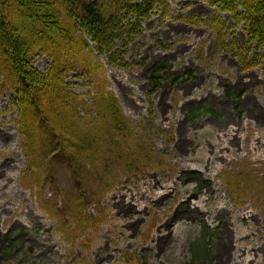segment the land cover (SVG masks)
Listing matches in <instances>:
<instances>
[{
  "label": "rangeland",
  "instance_id": "obj_1",
  "mask_svg": "<svg viewBox=\"0 0 264 264\" xmlns=\"http://www.w3.org/2000/svg\"><path fill=\"white\" fill-rule=\"evenodd\" d=\"M212 1L217 4L168 0V17L154 14L142 23L141 36L128 45L126 68L118 60L111 64L108 56L92 58L104 65L96 79L79 65L66 81L87 104L98 84L112 93L128 121L146 128L145 137L163 163L160 169L133 176L114 162L110 183L97 185L76 180L57 153L53 179L38 189L27 171L12 111L14 95L4 80L0 264H215L220 233L230 236L225 264H237L242 249L247 254L240 264H264L263 67L240 72L231 53H216L211 31L177 20L219 17L226 39L234 36L244 44L243 26L236 27L221 12L222 0ZM32 67L44 73L51 61L37 54ZM159 67L161 88L150 95L149 76ZM86 122L80 112L79 123ZM227 176L237 180L234 187ZM86 199V215L94 218L102 211L105 219L98 232L79 231L71 240L59 227L64 214L51 217L41 208L46 203L60 208L64 201L85 204ZM198 208L201 214L188 216ZM220 209V217H215ZM242 217L251 220L246 223ZM245 233L249 238L240 240ZM159 242L161 248L156 247ZM170 242V252L160 255Z\"/></svg>",
  "mask_w": 264,
  "mask_h": 264
},
{
  "label": "trees",
  "instance_id": "obj_2",
  "mask_svg": "<svg viewBox=\"0 0 264 264\" xmlns=\"http://www.w3.org/2000/svg\"><path fill=\"white\" fill-rule=\"evenodd\" d=\"M219 4L236 27L243 26L244 44L234 36L226 39L219 17L185 16L177 20L212 31L215 49L232 53L240 72L260 66L264 70V53H260L264 50V0H222ZM158 13L161 18L168 17V0H0V87L5 80L14 95L12 109L27 171L38 189L53 179L57 153L64 156L76 180L88 179L97 185L110 183L114 162L133 176L163 166L145 137L146 128L133 126L105 87L98 84L87 104L66 83L79 65L96 79L104 65L92 58L108 56L111 64L118 60L126 68L128 45L141 36L142 23ZM37 54L51 61L48 71L33 69ZM162 71L163 67L151 71L150 95L160 89ZM80 112L86 116V126L79 123ZM225 179L229 186H235L237 180ZM88 203L89 199L85 204L64 201L60 208L48 203L41 208L51 217L64 214L59 227L71 240L81 230H97L105 217L102 211L94 218L87 216Z\"/></svg>",
  "mask_w": 264,
  "mask_h": 264
},
{
  "label": "bare ground",
  "instance_id": "obj_3",
  "mask_svg": "<svg viewBox=\"0 0 264 264\" xmlns=\"http://www.w3.org/2000/svg\"><path fill=\"white\" fill-rule=\"evenodd\" d=\"M210 148L211 149H213L214 148V145H210ZM223 150H224V148H222L221 149V151L220 152H223ZM222 212V210L220 209V210H216V212H215V217H220V213ZM199 213L201 214V211H200V209L198 208V209H195V210H193V211H188V216H190V217H197L198 215H199ZM203 216V215H202ZM204 217V216H203ZM243 219L242 220H245V222L247 223L249 220H251L250 218H245V217H242ZM220 235H221V237H220V242L218 243V244H220V248H219V250H218V258H217V260L215 261V264H225V259H226V256H227V246H226V244H225V242L226 241H228V239L230 238V236H228V234L227 233H220ZM249 238V236L245 233V235L240 239V240H242V241H245L246 239H248ZM163 244L162 243H158L157 245H156V247L158 248H161V246H162ZM171 246H173V243H169L168 245H167V247H165L164 248V250L162 251V252H160V255H164V254H166L167 252H170V248H171ZM253 251V249H250V251L249 252H252ZM254 253H255V251H253ZM247 254V252H246V250L245 249H242V250H240L239 251V255H238V257H237V260H238V262H237V264H240V263H242L243 262V258L245 257V255ZM227 260V259H226ZM212 264V263H211Z\"/></svg>",
  "mask_w": 264,
  "mask_h": 264
}]
</instances>
